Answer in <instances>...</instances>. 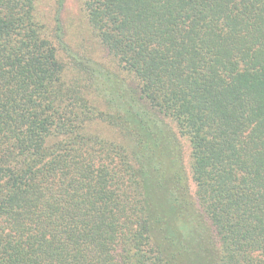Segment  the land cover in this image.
I'll list each match as a JSON object with an SVG mask.
<instances>
[{"label": "trees", "instance_id": "trees-1", "mask_svg": "<svg viewBox=\"0 0 264 264\" xmlns=\"http://www.w3.org/2000/svg\"><path fill=\"white\" fill-rule=\"evenodd\" d=\"M62 6L0 0V264H264V0Z\"/></svg>", "mask_w": 264, "mask_h": 264}, {"label": "rangeland", "instance_id": "rangeland-1", "mask_svg": "<svg viewBox=\"0 0 264 264\" xmlns=\"http://www.w3.org/2000/svg\"><path fill=\"white\" fill-rule=\"evenodd\" d=\"M40 2H41L42 9L44 11H46L47 14L51 15L54 11L56 0H40ZM77 2H78V0H63V6L61 9V16L63 18V22L66 25H70L69 20L71 18H76V16H77V11H76L77 10ZM70 32L71 31L67 32V35H66L67 38L65 39L66 40V46L65 47L71 49L74 52L75 51L74 50L75 43L77 41H76L75 36H74L75 34L73 33L71 36ZM57 48L59 49V46H57ZM63 57H65V56H63ZM109 131H111V129L108 130V133H109ZM111 137H113V136H111ZM113 138H116V137H113ZM182 146L184 149V160H185V162H187L188 161V155H189V149H188L187 142L183 140Z\"/></svg>", "mask_w": 264, "mask_h": 264}]
</instances>
